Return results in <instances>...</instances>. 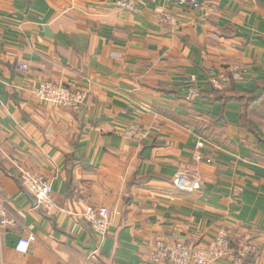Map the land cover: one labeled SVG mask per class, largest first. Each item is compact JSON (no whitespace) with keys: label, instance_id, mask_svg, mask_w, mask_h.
I'll return each instance as SVG.
<instances>
[{"label":"crops","instance_id":"1","mask_svg":"<svg viewBox=\"0 0 264 264\" xmlns=\"http://www.w3.org/2000/svg\"><path fill=\"white\" fill-rule=\"evenodd\" d=\"M117 1L0 0V264H167L158 241L205 247L221 230L256 250L215 264H264V0ZM48 80L88 96L52 107L36 95ZM23 170L48 179L52 210ZM180 173L200 188L175 187ZM89 206L110 210L106 235Z\"/></svg>","mask_w":264,"mask_h":264},{"label":"built area","instance_id":"2","mask_svg":"<svg viewBox=\"0 0 264 264\" xmlns=\"http://www.w3.org/2000/svg\"><path fill=\"white\" fill-rule=\"evenodd\" d=\"M168 4L183 5L190 7H198L201 0H165ZM116 5L126 11L136 12L138 10L133 0H118ZM156 20L161 24L171 23L173 16L167 9L161 10L156 15ZM21 70H27L28 64H21ZM234 78H240L242 73L238 67H235L233 72ZM197 78H191V86L187 95L188 100H193L201 95L196 86ZM210 84L216 89L222 90L226 87L228 79L226 77H212L209 80ZM36 95L39 99L52 107H60L65 109L79 108L86 97L88 91L81 87H72L63 84H58L53 81H45L36 90ZM128 135H133L129 132ZM202 145V143H199ZM22 186L36 199L38 205L43 210H52L55 206L52 197L50 182L42 175L33 173L29 170H23L19 176ZM175 187L186 191H195L200 188V182L196 179L186 177L180 173L173 178ZM85 217L89 220L91 229L98 234L106 235L111 221L110 210L101 206L95 208L89 206L86 209ZM10 223L8 216V208L5 199L0 195V226H6ZM34 237L22 238L21 242L29 245ZM256 250L252 244H244L243 246L234 249L232 246L231 235L228 230H221L214 241L208 246L190 245L179 241L172 245H166L163 241H158L155 248L151 252L152 260L156 263L167 264H215L222 259H228L231 262L241 263L249 253ZM92 257L97 258L96 254Z\"/></svg>","mask_w":264,"mask_h":264},{"label":"trees","instance_id":"3","mask_svg":"<svg viewBox=\"0 0 264 264\" xmlns=\"http://www.w3.org/2000/svg\"><path fill=\"white\" fill-rule=\"evenodd\" d=\"M220 97H223V96H218L217 98H220Z\"/></svg>","mask_w":264,"mask_h":264},{"label":"rangeland","instance_id":"4","mask_svg":"<svg viewBox=\"0 0 264 264\" xmlns=\"http://www.w3.org/2000/svg\"><path fill=\"white\" fill-rule=\"evenodd\" d=\"M172 183H173V180H172Z\"/></svg>","mask_w":264,"mask_h":264}]
</instances>
